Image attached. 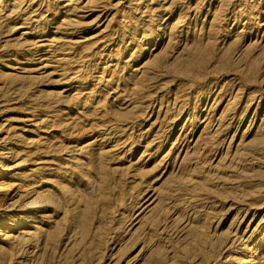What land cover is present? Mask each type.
I'll return each instance as SVG.
<instances>
[{"label":"rangeland","instance_id":"374dc122","mask_svg":"<svg viewBox=\"0 0 264 264\" xmlns=\"http://www.w3.org/2000/svg\"><path fill=\"white\" fill-rule=\"evenodd\" d=\"M0 207V264H264V0H0Z\"/></svg>","mask_w":264,"mask_h":264},{"label":"bare ground","instance_id":"6f19581e","mask_svg":"<svg viewBox=\"0 0 264 264\" xmlns=\"http://www.w3.org/2000/svg\"><path fill=\"white\" fill-rule=\"evenodd\" d=\"M0 209H2V207H0ZM14 223H15V221H4L3 224H2V226H1V230L0 231L5 230V231H7L5 233H8L9 232L8 230L11 231L12 229H15L16 228V225Z\"/></svg>","mask_w":264,"mask_h":264}]
</instances>
